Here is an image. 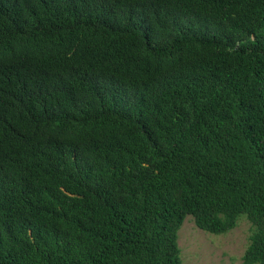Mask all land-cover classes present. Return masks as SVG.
I'll list each match as a JSON object with an SVG mask.
<instances>
[{"label": "trees", "instance_id": "trees-1", "mask_svg": "<svg viewBox=\"0 0 264 264\" xmlns=\"http://www.w3.org/2000/svg\"><path fill=\"white\" fill-rule=\"evenodd\" d=\"M188 214L264 264V0H0V264H182Z\"/></svg>", "mask_w": 264, "mask_h": 264}, {"label": "rangeland", "instance_id": "rangeland-1", "mask_svg": "<svg viewBox=\"0 0 264 264\" xmlns=\"http://www.w3.org/2000/svg\"><path fill=\"white\" fill-rule=\"evenodd\" d=\"M253 225L240 215L233 229L213 234L198 228L186 215L178 232L177 244L182 264H243Z\"/></svg>", "mask_w": 264, "mask_h": 264}]
</instances>
